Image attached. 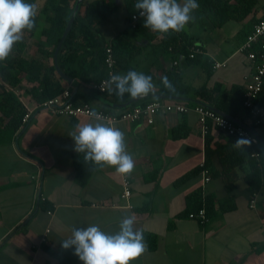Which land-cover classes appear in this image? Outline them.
I'll return each instance as SVG.
<instances>
[{
  "label": "crops",
  "instance_id": "1",
  "mask_svg": "<svg viewBox=\"0 0 264 264\" xmlns=\"http://www.w3.org/2000/svg\"><path fill=\"white\" fill-rule=\"evenodd\" d=\"M252 1L248 13L220 26H213L209 19L194 13L187 30L201 47L199 62L189 63L182 55L170 52L158 54L150 50L152 45H145L147 41L135 37V42L144 45L135 58L139 70L150 67L157 76L163 68L170 69L176 60L175 66L182 69L181 81L190 87L185 93H161L155 89L149 96L131 99L133 103L124 105L126 101L116 102L110 94L97 92L80 79L61 83L69 88L71 96L76 94L79 103L111 111L147 99L194 104L203 101L194 93L203 84L208 87L219 84L225 90L235 84L243 85L250 64L239 48L253 24L264 16V0ZM37 16L34 32L23 34L26 45L21 54L51 63L53 57L40 49L44 46L41 28L45 25V14ZM113 35L104 37L110 39ZM160 37L152 39L151 44ZM205 58L212 65L214 62L224 65L211 66L207 73L202 65ZM33 85L37 81L23 79L18 89L29 107L34 103L29 93ZM232 117L252 127L257 139L254 146L264 149V124L253 127L243 108ZM92 119L39 111L13 133L9 142L0 143V264H83L74 248L62 247V240L71 236L72 228L98 224L102 230L114 232L120 219L128 215L134 217L135 228L156 236L155 246L149 249L146 239V252L132 264H264V177L255 191L256 205L250 207L252 192L246 175L259 157L249 155L240 164L231 166L233 159L225 155L230 148H237L234 146L237 138L210 133L212 171L210 180L204 182L198 167L206 157L205 136L196 113H161L153 124L118 122L112 126L125 133L128 151L135 161L134 171L123 176L115 168L93 166L87 181L81 183L74 163L75 143L69 134L76 124ZM177 125L187 129L182 137L172 135V128ZM193 170L189 179L174 184L179 176ZM123 178L130 182L128 197L121 196ZM199 187L203 195L210 193L215 198L216 214L204 224L186 213L188 209L194 211L191 208L196 203V198L188 203L187 196Z\"/></svg>",
  "mask_w": 264,
  "mask_h": 264
},
{
  "label": "trees",
  "instance_id": "2",
  "mask_svg": "<svg viewBox=\"0 0 264 264\" xmlns=\"http://www.w3.org/2000/svg\"><path fill=\"white\" fill-rule=\"evenodd\" d=\"M237 1L239 3L234 4L230 3L229 0H197L200 7L195 12L198 17L209 19L213 26H220L229 19L241 18L248 13L253 5L252 0ZM27 2L36 3V0H27ZM74 2L75 0H47L49 7L45 8L47 11V13L46 11L44 12L45 16L43 18L45 25L41 28V35L44 37V46L40 49L43 54H46L51 59L55 46L70 17ZM135 2L136 0H90L87 2L82 0L70 30L59 48L57 60L59 68L72 79H80L85 83L98 81L107 73L103 62L104 50L107 45H110L116 59L115 70L119 74H124L130 69L143 72L152 77L154 84L157 86V91L161 93H185L189 91L190 87L181 81L182 69L180 66L173 65L170 69L163 68L157 76L150 71V67L139 70L135 58L144 45L141 46L135 42V37L139 36L140 39L147 41L145 45H152L150 46V50L153 52H158V54L166 52L179 54L189 63L200 61L201 53H195L193 57H189L193 46L201 48L200 45L194 43V38L189 35L187 28L179 33L161 36L157 43L151 44L150 41L159 36V34L150 32L148 29L144 28L143 17L137 20L134 29L129 28L130 15L136 11L134 9ZM83 5H85V7L82 11L81 8ZM120 7H123L125 10L126 25L116 32L112 38L107 39L100 30V24L106 18L114 14ZM35 20V27L31 31L25 30L24 33L31 35L34 32L37 27L38 16H36ZM25 45L26 40L25 37H23L22 41L14 45L13 51L7 61L0 62V143L9 142L13 133L22 126L21 118L26 112V108L20 100L19 93L17 92V94L15 90L18 91L19 84L23 79L32 82L37 81V85H33L29 90L30 98L34 102L48 99L64 89L61 83L63 79L58 75L53 61L51 63H45L34 58L23 57L21 53L25 49ZM202 65L207 73H210L209 71L212 66L210 60L207 58L203 59ZM163 77H167L171 82L173 86L172 90L163 85L161 82ZM243 89V85L239 84L232 85L228 90L220 89L219 84H215L212 87L203 84L197 87L194 93L207 104L216 107L226 114L234 116L239 108H242ZM110 95L116 102L130 101L133 103V100H131L133 98L129 97L127 94L123 99H120L115 95L114 90H111ZM71 99L75 103L80 102L76 94H74ZM153 100L156 99H147L138 104H144ZM258 102L264 105V86H262ZM252 126L254 127V124H252ZM185 129L186 128L181 127V125L173 127V137H182L187 132V129ZM204 136L206 147L204 162L211 174L212 167L210 166L211 162L209 160V143L212 137L210 133ZM223 145L230 147V145L228 146L225 143ZM253 150H258L259 159L253 166L251 172L246 175V178L251 192L255 193L261 184V178L264 177V149L256 148L254 144L245 146L244 149L230 148V150L226 152L227 155H225V157L228 156L230 159H233L234 162L231 163V166H235L249 157ZM74 163L80 182L85 183L90 175L89 173L93 169V165L84 162V154L77 152L74 153ZM86 167L87 170L85 171ZM200 170V167H198L199 172ZM194 172V170L187 171L175 179L174 184H180L186 181ZM150 177L153 178L154 174L150 175ZM200 192V187L190 192L187 196V201L190 203L191 200L196 198L195 207L191 209L196 211L198 208L203 207L209 221V219L216 214L214 206L215 198L210 193L203 195L202 192ZM40 200L43 201L44 199ZM219 201L220 200H218V202ZM223 208L225 207L223 206ZM189 211L190 209L186 212L187 216L190 212H193ZM136 229L142 230L140 227ZM143 233L145 238L149 241L148 248L152 249L156 243L154 242L156 236L154 234L145 233L144 231Z\"/></svg>",
  "mask_w": 264,
  "mask_h": 264
},
{
  "label": "clouds",
  "instance_id": "3",
  "mask_svg": "<svg viewBox=\"0 0 264 264\" xmlns=\"http://www.w3.org/2000/svg\"><path fill=\"white\" fill-rule=\"evenodd\" d=\"M200 5L197 0H136L134 9L144 18V28L161 36L184 31L194 19ZM38 7L27 0H0V62H5L14 45L22 41L25 30L35 27ZM163 85L172 90L167 77ZM152 77L143 72L128 70L124 74H109V88L123 99L144 98L156 89ZM92 120L78 123L69 134L75 151L84 154V162L95 167H112L118 174L130 175L135 168L133 155L128 151L125 133L100 119L93 111ZM251 141L238 139L235 147L244 149ZM132 215L124 216L114 232L102 230L98 224L73 227L71 236L62 240L64 249L74 248L83 264H132L147 250L142 230L135 227Z\"/></svg>",
  "mask_w": 264,
  "mask_h": 264
},
{
  "label": "built area",
  "instance_id": "4",
  "mask_svg": "<svg viewBox=\"0 0 264 264\" xmlns=\"http://www.w3.org/2000/svg\"><path fill=\"white\" fill-rule=\"evenodd\" d=\"M141 18L138 11L131 13L129 18V28L134 29L137 20ZM239 50L244 53L246 59L249 61L250 70L244 75L243 80V93L241 106L247 115L251 118L254 125L264 124V105L260 104L259 95L264 86V16L260 17L252 26V29L246 34ZM195 53H202L201 48L193 46L189 57H193ZM104 67L107 71L106 75L98 81L89 83V86L97 92L104 94H111L109 88V74H119L115 70L116 59L110 45H107L104 50ZM176 65L177 61H173ZM224 65L222 62H214L212 67H220ZM17 93L18 91L15 90ZM18 94V93H17ZM20 97V95H19ZM71 92L68 87L64 88L56 95L45 99L40 102H34L31 107L27 102L20 97V100L26 108V112L21 118L22 126L30 119V117L39 112L47 111L51 114L58 116H65L74 118L78 116L91 117V113L95 111L101 120L112 125L118 122H132L153 124L158 114L175 112L187 113L193 111L197 115V120L200 126V131L203 135L207 133H219L227 137L237 139H247L251 144L257 142L254 134L249 131L242 124L225 117L215 110L202 105L200 103L186 104L180 101H167L156 99L144 104H134L119 111H111L104 109H97L92 107L87 102L75 103L71 99ZM251 156L258 158L257 151L251 152ZM200 173L203 176V181L210 180L209 168L206 166L204 160L199 163ZM122 197H128L131 193L130 182L128 179L122 180ZM257 193H252L249 199V206L255 207ZM44 199V198H41ZM49 214L51 210L47 211ZM188 217L197 220L199 223L204 224L208 221V217L203 207L198 208L196 211L190 212ZM49 229H46L48 232ZM42 241L46 240L45 236L41 237Z\"/></svg>",
  "mask_w": 264,
  "mask_h": 264
},
{
  "label": "water",
  "instance_id": "5",
  "mask_svg": "<svg viewBox=\"0 0 264 264\" xmlns=\"http://www.w3.org/2000/svg\"><path fill=\"white\" fill-rule=\"evenodd\" d=\"M81 1H82V0H75V2H74V6H73V8H72V12H71V14H70V17L68 18V21H67V23H66V25H65V27H64V29H63V32H62V34H61V36H60V39H59V41L57 42V44H56V46H55V49H54V52H53V63H54V66H55V68H56V71H57L58 75L60 76L61 79H63V80L66 81V82H69V83H71L73 79L70 78V77H68V76H67V75H66V74H65V73L59 68V66H58V62H57V60H58V51H59V48H60V46H61L63 40L65 39V37H66V35H67V33H68V31L70 30L71 24H72V22H73V20H74L75 14H76V12H77V10H78V8H79V4L81 3ZM128 103H129V101H126V102H124L123 104L126 105V104H128ZM197 103H200V104H202V105H205V106H207V107H209V108L215 110V111L218 112L219 114H221V115H223V116H225V117H228V118L232 119L233 121H235V122H237V123L242 124L244 127H246L249 131H251V132L254 134V132H253V130H252V127L247 126V125L241 123L240 121H238L236 118L232 117L231 115L226 114L225 112H223V111L217 109L216 107L211 106V105H209V104H207V103H205V102H203V101H197ZM111 105H112V106H121L122 104H121V103H119V104H118V103H117V104H116V103H111ZM254 136H256V135L254 134ZM257 137H258V136H257Z\"/></svg>",
  "mask_w": 264,
  "mask_h": 264
},
{
  "label": "rangeland",
  "instance_id": "6",
  "mask_svg": "<svg viewBox=\"0 0 264 264\" xmlns=\"http://www.w3.org/2000/svg\"><path fill=\"white\" fill-rule=\"evenodd\" d=\"M86 1V0H84ZM36 5L38 7V13L44 14L46 11V7L48 6L47 0H37ZM48 10V9H47ZM51 11V10H49ZM47 13V11H46ZM42 19V18H40ZM40 21V20H39ZM44 21V19H43ZM126 25L125 22V10L123 7H120L114 14L106 18L102 23L100 24V30L106 37H110L114 33L118 32L122 28H124ZM144 59L145 53L141 55Z\"/></svg>",
  "mask_w": 264,
  "mask_h": 264
}]
</instances>
